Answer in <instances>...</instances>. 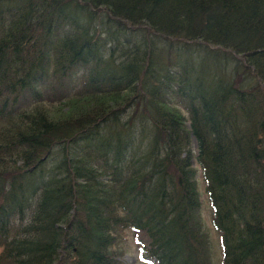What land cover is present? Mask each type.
Here are the masks:
<instances>
[{"label":"trees","instance_id":"1","mask_svg":"<svg viewBox=\"0 0 264 264\" xmlns=\"http://www.w3.org/2000/svg\"><path fill=\"white\" fill-rule=\"evenodd\" d=\"M199 173L264 264V0H0V264H212Z\"/></svg>","mask_w":264,"mask_h":264},{"label":"rangeland","instance_id":"2","mask_svg":"<svg viewBox=\"0 0 264 264\" xmlns=\"http://www.w3.org/2000/svg\"><path fill=\"white\" fill-rule=\"evenodd\" d=\"M75 70L76 73L72 76L67 83L68 86L73 87L74 90H77L81 87L83 81V72ZM50 78V77H49ZM66 81V80H65ZM64 81V82H65ZM51 79L47 80L46 86L42 87V92L44 93L45 98L43 99L44 105L48 108H57L63 104L62 99L54 98L53 92L49 94ZM71 93V92H70ZM69 93V94H70ZM76 93V92H75ZM58 97V96H56ZM67 97V96H64ZM56 99L50 103V99ZM198 181L200 185L201 191V200H202V208H201V215L205 224V229L210 234V254L212 264H221L222 259V248L219 241L218 234L214 230L211 221V208L210 204L207 200V195L204 193V184L202 182L201 174H198ZM116 255H117V264H153L151 260H148L143 257L142 253L139 251V248L136 244V240L134 235L131 231L125 232L120 237V240L117 242L116 246Z\"/></svg>","mask_w":264,"mask_h":264}]
</instances>
